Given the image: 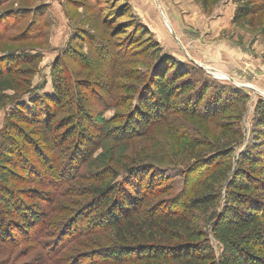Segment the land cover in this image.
Returning a JSON list of instances; mask_svg holds the SVG:
<instances>
[{
  "label": "rangeland",
  "instance_id": "1",
  "mask_svg": "<svg viewBox=\"0 0 264 264\" xmlns=\"http://www.w3.org/2000/svg\"><path fill=\"white\" fill-rule=\"evenodd\" d=\"M244 4L251 7L252 14L234 22L237 15H243ZM170 10L184 27L180 34L170 29ZM160 51L172 62L195 69L194 82L207 80L213 87L238 91L244 95L242 100L205 122L203 115L193 118L183 109V101L196 100L199 95H179L174 111L165 119L125 139L135 106L147 96L150 79L160 69ZM25 54L38 57L27 69L12 64L0 74V94L18 98L0 106V133L10 120L28 137L41 135L37 122L10 118L12 106L20 101L29 103L31 94L2 93L1 83L11 71L17 85L31 83L39 96L53 95L56 63L63 68V89L68 96L62 108L52 111L51 123L58 127L66 124L68 121H63L75 114L80 104L95 125L89 128L88 122L80 119L81 134L91 145L78 162L74 153L77 134L63 146H53L56 151L44 146L43 162L32 154L19 155L21 165L15 173L20 181L10 187L26 203L43 210L45 218L37 225L34 237L48 244L0 245V264H82L83 257L106 255L114 246L111 230L79 239L73 234L88 227V221L96 222L97 216L104 219L101 211L91 209L90 214L91 204H97L106 191L125 185L134 170L140 171L138 184L143 179L146 185H160L150 193L148 209H153L179 195L186 201L196 177L225 159L227 154L221 152L225 148L235 150L229 162L234 167L242 154L255 146L259 147L255 151L261 159L258 163L264 161L256 111L257 103L264 101V4L256 0H0V65L5 69L7 60L15 62ZM2 141L0 137V147ZM33 141L37 147L43 142L41 137ZM198 143L206 147L194 149ZM211 150L216 154L209 153ZM198 157L201 163L196 162ZM189 165L194 166L187 171ZM251 170L264 180L259 165ZM185 188L189 191L184 197ZM218 193L221 198L215 209L221 211L225 188ZM192 207L189 214H193L195 225L207 233L209 217L216 210ZM63 233L64 242L58 239L51 253L49 244L54 235ZM205 239L214 259H219L222 246L211 235Z\"/></svg>",
  "mask_w": 264,
  "mask_h": 264
},
{
  "label": "trees",
  "instance_id": "2",
  "mask_svg": "<svg viewBox=\"0 0 264 264\" xmlns=\"http://www.w3.org/2000/svg\"><path fill=\"white\" fill-rule=\"evenodd\" d=\"M256 1L264 4V0ZM245 6L246 4L241 6V9H244L243 15L241 17L237 15L234 22H239L240 19L252 14L251 7ZM37 57L25 54L15 62L9 59L5 69L0 65V74L6 73L12 64H20L21 70L23 67L27 69L25 67L31 66L32 60ZM157 61L160 69L150 79L147 96L141 98L135 106V115L130 117L124 131L125 139H129L126 137L128 135L142 134L146 125L165 119L174 111L179 95L192 92H195L194 96L199 95L196 100L183 101L185 106L183 109L185 114H191L193 118L197 114L201 116L200 118L203 115L205 122L220 116L224 108L233 105L236 100H242L244 96L238 91L232 92V89L226 91L223 88L213 87L207 80L194 82L195 69L186 64L172 62L170 57L162 56L161 51ZM10 72L1 83V92L31 94L29 96L32 97L29 103L20 101L12 106L11 120L22 123L37 122L43 132L39 136L28 137L24 130L9 120L3 134L0 133V137L3 138L0 147V245L18 247L38 244L43 247L48 243L42 242L37 235L34 237L37 225L45 218L42 215L43 210L35 209L34 205L26 203L25 198L18 196L16 189L10 187L11 184L20 181L15 173V170L20 169L19 164L21 165L18 157L23 153L32 154L43 162L41 149H44V146L56 151L53 146H63L73 134H77L79 143L74 153L78 162L81 160V153L88 152L91 145V140L88 138V141L87 137L81 134L80 119L88 122L89 128L93 127L95 122L91 120L85 108L77 104L74 110L76 113L68 115V119L63 121H68L66 124H58V127L55 123H51L52 111L62 108L65 104L63 99L68 96L64 91L65 88L63 89L64 71L60 63L54 65L52 73L53 95H43V97L36 94L35 88L31 89V83L25 86L17 85L18 81L12 80L14 76ZM17 100V97L0 94L1 107L9 101ZM256 111L257 137L260 141H264V101L257 103ZM61 125L63 126L60 127ZM62 132H65V135H60ZM36 137H41L43 140L40 147H37L33 141ZM204 146L198 143L193 148ZM258 149L259 147L255 146V149L250 148L242 154L237 160V167L229 163L235 150L223 149L221 152L227 154L225 159L210 166L202 177H196L188 195L189 189H184V197L187 195L186 201H183V196L179 195L173 201L170 199L167 205L165 203L161 206L155 205L153 209H148L152 196L150 193L154 194V189L160 185L154 184V187L146 185L148 182L143 179L138 184L136 180L141 176L140 171L132 169L134 174L130 175L125 185L118 189L114 188L116 190L112 189L113 191L111 189L106 191L97 204L95 202L91 204L90 214H92L91 209L93 212L101 211L105 214L103 221L102 217L97 216L96 222L88 221V227L73 234L78 236L75 239H79L89 233L98 234L108 230L113 232V249L106 255L98 257L87 254L90 257H83L82 264H264V180H260L251 170L257 165L264 170V161L258 163L260 157L255 153ZM213 150L209 153L216 154ZM198 158L196 162L201 163L202 158ZM193 166L189 165L187 171L192 170ZM148 188H152L151 191ZM221 188H225L226 202L220 211L215 208L219 205L221 194L218 195V189ZM192 205L194 210L208 209V207L216 210L209 217L207 233L202 231L200 226L195 225L193 214H189ZM66 231L69 232L67 229ZM209 235L222 246V256L219 259H214L211 247L203 241ZM54 236L52 243L49 244L51 253L55 251L58 239L63 243L66 237L65 233Z\"/></svg>",
  "mask_w": 264,
  "mask_h": 264
},
{
  "label": "crops",
  "instance_id": "3",
  "mask_svg": "<svg viewBox=\"0 0 264 264\" xmlns=\"http://www.w3.org/2000/svg\"><path fill=\"white\" fill-rule=\"evenodd\" d=\"M170 11L171 12H170V14L167 15V17L171 21V24H170L171 27L169 26V24H168V26L170 27L171 31H173V33L175 31L176 33L180 34V33L183 32L184 27L182 25H180V23H179V21L177 19H175V17H176L175 12H172V10H170ZM170 21H169V23H170ZM213 29H215V27Z\"/></svg>",
  "mask_w": 264,
  "mask_h": 264
},
{
  "label": "water",
  "instance_id": "4",
  "mask_svg": "<svg viewBox=\"0 0 264 264\" xmlns=\"http://www.w3.org/2000/svg\"><path fill=\"white\" fill-rule=\"evenodd\" d=\"M218 79V77H216Z\"/></svg>",
  "mask_w": 264,
  "mask_h": 264
}]
</instances>
